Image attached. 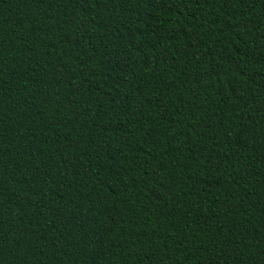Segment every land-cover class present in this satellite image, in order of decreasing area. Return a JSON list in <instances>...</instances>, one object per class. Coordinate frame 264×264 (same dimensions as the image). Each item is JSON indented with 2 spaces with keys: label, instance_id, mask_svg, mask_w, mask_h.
I'll list each match as a JSON object with an SVG mask.
<instances>
[{
  "label": "trees",
  "instance_id": "obj_1",
  "mask_svg": "<svg viewBox=\"0 0 264 264\" xmlns=\"http://www.w3.org/2000/svg\"><path fill=\"white\" fill-rule=\"evenodd\" d=\"M0 264H264V0H0Z\"/></svg>",
  "mask_w": 264,
  "mask_h": 264
}]
</instances>
